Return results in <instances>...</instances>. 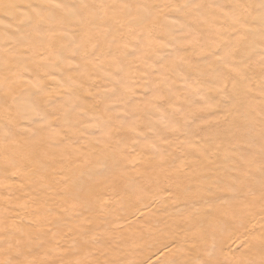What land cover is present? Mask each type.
<instances>
[{
	"label": "bare ground",
	"instance_id": "1",
	"mask_svg": "<svg viewBox=\"0 0 264 264\" xmlns=\"http://www.w3.org/2000/svg\"><path fill=\"white\" fill-rule=\"evenodd\" d=\"M32 1L34 4H29L30 0H0V43L5 41L8 46L15 45V51L6 56L5 64H0V68L4 67L0 69V264H253L258 256L259 264H264V203L260 206L258 201L264 199V180L255 173L249 175L254 163L246 160L247 156L254 153L246 155L241 148L246 142L245 138L241 139V142L244 141L242 144H238L240 147L237 145L235 150L229 148L226 153H222V166L214 161L212 150L204 155L194 153L184 165H180L181 160L172 156L159 162L152 152L155 149L165 150L175 140L172 142L170 137H165V140L160 137L158 141L151 139L149 144L153 145L148 147L144 157L140 151H131L125 141L128 137H138V140L141 136L145 140L156 125L163 126L165 123L166 127L177 126L176 120L170 122L165 118L163 123L151 118L154 122L152 126L140 128L138 125L131 130L133 128L130 125L123 126L119 122L121 117L110 115V105L113 103L125 110L130 107L132 109L128 112L139 115L137 111L142 110L139 109L140 104L134 100L128 101V98L146 92L144 88L148 87L152 90V98L145 102L148 114L151 115L157 106L160 107L156 100L161 101L165 109L175 111L187 104L189 111L181 117L184 124L193 117L190 111L193 113L205 105L195 101L192 105L185 101L182 91L191 98L197 96V91L194 86L184 90L185 86L181 84V87L177 83L192 69H197L207 80L217 78L215 95L223 94L222 90L230 86L226 80L232 76L235 82L231 86L236 89L233 94L237 96L234 95L235 101L240 103L242 98L250 97L251 92L239 89L236 82L245 76L242 63L234 68L231 66L232 70L223 75L213 74V64L229 66L230 60L236 62L250 52L259 50L260 47L253 42L261 38L259 31L264 22V5L259 3L261 0ZM86 3L88 5L84 6ZM222 4L230 7L229 15L223 12ZM72 6L77 7L83 18L69 9ZM32 7L36 12L33 16H37L36 21L26 23L21 19L29 17L24 14ZM251 10H255L256 16L247 21L245 17ZM18 11L24 12L19 14L21 21L8 27L12 19L10 17ZM31 11L29 14L32 15L34 12ZM197 11L202 14H197ZM212 14L224 16L220 18L229 25L239 27L236 30L230 27L215 30L217 26L214 24L217 22ZM171 16L176 20H169ZM68 21L83 25L82 33L90 34H84V41L74 50L70 48L71 55L65 51L61 55L60 52L65 48L57 43L56 38L59 35L60 42L64 43V40L68 43L64 31L71 27ZM239 22L244 26H240ZM93 24L99 28L101 26V29L93 28ZM51 27L55 29H52L53 34H50ZM207 32L216 33L213 44L207 42ZM176 33L183 42L173 44L176 47L172 49L176 48V52L180 50V54L166 58L163 56L165 53H175L168 49L172 41L169 42L168 38ZM198 33L203 34L202 38ZM204 39L203 46L199 45L198 42ZM261 40L263 42L264 38ZM139 44H142L140 53L136 55L133 48ZM43 45L51 49L50 55L58 54L53 64L44 70L48 77L56 76L55 79L53 77L36 88L38 96L27 89L26 93L23 90L14 93L20 75L28 78L40 70L38 60L42 56L38 51ZM87 48H90L89 51ZM26 49L30 60L25 61L20 69L21 74L16 75L12 63L22 54L24 60ZM2 53L0 61L3 59ZM205 53L218 57L214 56L210 66L198 67L195 62L191 63L193 58H200ZM74 55L78 56L82 67L77 63L78 58L74 63L79 66L70 62L60 66L62 60H72ZM152 68H158L159 79L150 76L155 72ZM60 72H63L62 76ZM120 73L123 74L120 76L122 81L142 83V87L131 92L135 83H125L131 86L127 88L124 82L118 80ZM43 75L44 80L47 75ZM114 77L118 80L115 79V82L120 83L116 82L117 85L112 86L117 88L115 92L119 98L116 96L117 100L110 101L106 95L115 93L112 88V91L109 89L115 83L112 82ZM57 79L61 82L56 83ZM99 79L107 82V86L101 87L97 82ZM252 82L254 85H264L262 79L253 78ZM23 86L25 89L27 85ZM106 89L108 91L104 92ZM208 90L210 87L207 83L200 86L201 92ZM143 93L140 95L143 96ZM260 98L264 100V92ZM31 100L38 109L34 103L31 104ZM26 102L31 105L27 103V107ZM34 110L40 113L44 122L35 128V132L29 131L33 134L21 133L24 125L22 121H17L19 116L30 111L36 113ZM106 119L115 121L109 126L104 124L103 120ZM93 125L102 129L99 138L92 139V142L97 143H92L94 146L88 148L82 142L80 147L72 148L76 141L83 140V135L95 133ZM196 133L202 135L200 131ZM184 145L182 148H185ZM101 148L105 153L101 152ZM255 152L257 154L254 157L261 159L263 164L264 148H256ZM232 155L234 163H241L239 168L244 171L242 175L231 171V163L225 157ZM106 160H110L109 170L104 169L107 167ZM170 164L173 167L164 171L165 165ZM155 167L158 173L147 179L146 175ZM133 180L137 182L136 185L129 186ZM88 190L94 194L80 196ZM32 193L34 197H31ZM100 193L102 197H98ZM64 196H67L66 201ZM72 196L77 197L74 199ZM82 199H87L89 206L95 205L97 208L93 207L90 216L80 212ZM73 200L75 203L66 205ZM17 201L19 208L14 206ZM64 220L70 223H63L60 236L55 238L54 233H49L50 227ZM45 221L50 222V225H39ZM230 225L236 226V230L234 227L235 231H223ZM91 229L100 232H90ZM77 232L85 235L83 237L89 245L83 242L84 239H78L80 234L75 235ZM45 233H49V236ZM43 238L48 240L42 243ZM40 247L47 249L44 251ZM60 249L64 250L63 253L57 252ZM19 254H23L24 258Z\"/></svg>",
	"mask_w": 264,
	"mask_h": 264
},
{
	"label": "rangeland",
	"instance_id": "2",
	"mask_svg": "<svg viewBox=\"0 0 264 264\" xmlns=\"http://www.w3.org/2000/svg\"><path fill=\"white\" fill-rule=\"evenodd\" d=\"M78 1H81V0H78ZM84 1L86 2V0H84ZM259 3L262 4V5H264L263 4L264 3V0H261V2H259ZM29 4H34V1L30 0V3ZM86 5H88V3H86L84 6H86ZM222 5H224V4H222ZM69 9H72L76 15L82 17L78 13L76 6H72ZM222 10H223V12L226 11L225 13L228 14V15H229L228 12L231 11L230 10V7H228L226 4L223 6ZM30 11L31 12H34L35 9L32 7L25 14H24L23 11H21V12L18 11L17 13L14 14L15 16H19V14H21V13L24 14V15H29V17L26 18L28 20L21 19L20 18L21 16H19V18L15 17V16H12V17H10L12 19L11 20L9 19L11 22L13 21V19L14 20L16 18L17 19L13 23H11V22L8 23L9 20H7L8 21L7 22L8 23L7 26L8 27H11V25H13V24H14L13 26H15V22L18 21V20H19L18 22H20L21 20H24V21H26V23H30L31 21L33 22L34 20L36 21L37 16L35 15V17H33L34 14H36V12H34L31 15V14H29ZM96 11H99V10H96ZM197 14H202V13H201V11H197ZM31 16H32V18H31ZM212 16L214 17V20L217 22L216 25L214 24L215 27L217 26L215 28V30L216 29L218 30L219 28L221 29V28H224V27H230L231 29L236 30L237 27H239L237 25H233V26L231 24L229 25L223 18H220V17H224V16H217L218 18L215 16V14H212ZM255 16H256L255 10H251L249 12V14L247 15V17H245V19L248 21L249 19L255 18ZM101 17L102 16H100V18ZM169 20H171V21L173 20L174 21V20H176V18H174L173 16H171V18L169 17ZM68 22H70L68 25L71 24L70 25L71 27H68L66 30H64L67 33V36H68V43H66L64 40H62V41L65 44L62 43V42H60V38H58V37H60L59 35L56 38V39H58V40H56L57 43H59L60 46H64V48H65L63 51L60 52L61 55H64L65 52L66 53L69 52V54H70V52H71L70 50L71 49L74 50L75 47H77L79 44H81V41L82 42L84 41L83 40L84 39V36H85L84 34H88L89 33V32H83L82 33V29L81 28H82L83 25H79L77 23H74L73 21H68ZM95 23H96V21H95ZM17 24H19V23H17ZM240 24H241L240 26H244L242 23H240ZM29 26H31V25H29ZM72 26H74V27H72ZM78 26H80V27H78ZM92 27L93 28L101 29V26L99 28V27L96 26V24H93ZM31 29L34 30L32 27H31ZM35 29H36V27H35ZM50 29L52 30L53 28L51 27ZM80 29H81V31H80ZM53 30H55V29H53ZM262 31L264 32V22H263V26L261 27V29L259 31L260 32V35H261V38L263 39L264 38V33H262ZM16 32L19 33V31H16ZM51 32H50V34H53L54 33V31L52 33ZM195 32H199V31L198 30H195ZM7 34H8V32H7ZM60 34H61V32H60ZM207 34L209 35V39L207 40V42L210 43V44H213V39H215V36H217V35H215L216 33L215 32H207ZM176 35H177V33L174 34L172 37L168 38L169 42H170V40L174 41L173 43L171 41L170 42L171 44L168 45V49H169L170 52H172V50H173L172 48L176 47V45L173 46V44H176V43H179V42L180 43L183 42V39L182 38L181 39H178V35L177 36ZM197 35L200 38H202V36H203V34H200V33H198ZM261 38H259L255 42H253L255 45H257L258 48L260 47L261 49L259 48V50H254L253 52H250L249 55L248 56L245 55L243 57V59H242L241 55L239 54V57H241V59L237 60L236 62H234L233 60H230V62H229V66L230 67L229 66H224V64L222 65V64H219V63H216V65L213 64V68H215V71H214L215 73H213V74H215V75H221L222 74L223 75V74L227 73L229 70H232L231 69V66L232 67L233 66L236 67L237 64L240 65V63H242L241 66H242L243 70H245V76L242 77V79L243 78H245V79L242 81V79L240 78V80L242 82L240 80H238L236 82H237V84H239L238 85V88L239 89H241L243 91L244 90H248V91L251 92V96L247 98L248 100L242 98L240 100V103L237 102V101H235V99H236L237 96L235 94H233L236 89H233L232 86H231L235 82L233 80V77L232 76L228 78V81L226 80V83H228L230 86H228V84H227V86H228L227 89L226 90H222L223 94H221V93L220 94L219 93L217 94L216 93V95H215L214 92H215V90L217 89V86H218L217 85L218 84V81L216 80L217 78L216 79L213 78V80L212 79L207 80L206 78H204V75L201 74V72H199L197 69H192L193 71H189L188 73L186 72L185 76L183 77L184 80L186 79L185 82H183V79L182 80L180 79V80H178L177 83H179V85L181 87H182V85L185 86V87H183L184 90H186V87L194 86L195 87V91H197L196 92L197 93V96L195 98L187 97L188 96L187 93L185 91H182V94L184 93L183 94L184 97L183 96L182 97L185 98V101H187L189 104H192L193 105L194 104L193 102L195 101V102L203 103L205 105H204V108H198V109H196V111H193V113L190 111V113L193 115L192 118H194V119L191 118L190 120H186V122L184 124H183V121H182V118L181 117L182 116H185V114L189 111V109L187 110V106H188L187 104L186 105H183L182 107H180L179 108L180 110L179 109H178L179 111L177 110L179 112L178 113L177 111H175L176 109H165L164 108L165 105H162L161 104V101L159 102V100H156L158 104L160 103V107L158 108V106H157V108L154 110V112H152L151 115L148 114L149 112L146 109L145 102H147L148 100H150L152 98L151 95H150L151 92H152V90H151V88H149L150 89L149 90L148 87H146V89L144 88V90H146V92H144V91L141 92V93L144 92L142 94L143 96L147 93L144 97L140 95L141 93H137L135 96H133L134 98L133 97H131L130 99L128 98V101L134 100V102H136L137 104H140L139 109H142V110L141 111H137V113L139 115H137V114L136 115H133L132 112L131 113L128 112L129 109H132L130 107L129 108L126 107L128 109L125 110L122 106H119L116 103H113L115 106L112 105V104L111 105L109 104L110 107H111V109H112L110 111L111 112L110 115L112 117L114 115L115 116H118V117H121V119H119V122L123 126L124 125H130V127L133 128L131 130L136 129V127L138 125H139L140 128H142V127L143 128H146V127L152 126V124L154 122L151 120V118L154 121L163 122V123H164L163 119H165V118L168 121H170V122H172L173 120H176L177 121V126H174L172 124L174 127L173 126L172 127H169V126L166 127L165 123H164L163 126H161V125L157 126L156 125L155 128L153 127V129H152L153 131L152 132L149 131V134L147 136L148 139H147V137H145V140H142V138L144 139V136H141V139H138V140H136L138 137H128V139L125 141L126 145L129 144V146H130V147L128 146V148L131 151L134 150V151H137V152L138 151L142 152V155L144 157L146 155V151L148 150V147H152L151 145H153L151 143L149 144L150 141L151 142H152V140H155V141L157 140L158 141V139L160 137H161L162 140H165L166 139L165 137H170V139L172 140V142H174V140H175V143H169L167 145V148H165V150L155 149L154 152H152V153H154L153 155L155 156V160L157 159L159 162H162L166 157L172 156V157H174L177 160L180 159L181 160V164L180 165H184V164H187L190 161V159H191L190 157H191V155L193 156L194 153H198V154L204 155L208 151H211L212 150L213 153H214V155H215L213 159L220 166H222V162H223V158H224L222 156V153H226L227 149H229V148H230L231 151H232L233 148L235 150L237 148V145L238 144L239 145L242 144L244 141H246V142H244L245 144L247 142H249L247 144L250 147L249 148L247 146V144L245 145L244 143H243L244 145L242 144L243 147L241 145V148L245 151V154L246 155H249V154H252V153H254V155L257 154L255 152V149L256 148H260L261 150H263V148H264V100L261 99L260 96L264 92V85H259V86L258 85H254V83L252 82L253 78H258V79L264 80V41L261 42L262 41ZM160 41H163V39H161ZM202 41H201L202 43L201 42H198L199 45H201V46H203V44L206 41V39H204ZM259 43H261V44H259ZM141 45L142 44H139V45L136 46V48L135 47L133 48V50L135 51V52L134 51L133 52L136 55H138L140 53V50L139 49L141 48L140 47ZM171 45L173 47H171ZM14 46L15 45L8 46L5 41L3 43H0V52L3 51V53H2L3 54V59H2V61H0V64L1 65L2 64H5L6 56L15 49V48L13 49ZM43 48H44L45 53H43V55H42V52H44L43 51ZM258 48H256V49H258ZM89 49L90 48H87L88 51H89ZM34 50H36V48ZM50 50H49V47L46 48V45H43L39 49V51H41V52L38 51V53H39V55L41 54L40 56H42V57H39L40 59L38 60L39 61V63H38L39 65L38 66H40L39 67L40 70L38 72L34 73V74L33 73L30 74V76L28 78L23 77V76L20 75V78L18 79L19 82L17 81V83H19V85H18V87H15L14 88V90H13L14 93H18L20 91L22 92V90H23L24 93H26L27 91H29L31 93L34 92L33 94L35 96H38V93L37 94L35 93L37 91L36 88H38L39 86H41L43 82L44 83H47V81H49V79H52L53 77L55 79L56 76H49L48 77V74L44 73L45 68L48 67V66H50V65H52L53 64L52 62H54V60H55L54 57L56 55H58L57 52H56V54L54 56L50 55L49 54ZM173 51H175V53H171V55L169 54L170 56L169 55H166V53L163 56H165V57L167 56L168 58H170L172 55H176V54L178 55V54H180V50L176 52V48ZM260 52L262 53L263 56L259 54ZM26 53H27V49L25 50V58H27L26 60H25V58L23 60V57H24L23 54L21 55L22 57L21 56L20 57L18 56L19 58H16L15 60L13 59L14 61H13L12 64L14 65L13 67H15L14 70L16 69L14 71V73L16 75L21 74L22 70H20V69L23 67V65L26 62H28L30 60V57H29L30 54L28 53L27 55H29V56L27 57ZM219 55H220V53H219ZM163 56H162V60L164 62V59H163L164 57ZM209 56L210 55H207L205 53L200 58H196V57L193 58L191 60V63L192 62H195L196 63V66H198V67L204 66V65L210 66L211 65L210 63L214 60V56L215 55L213 57H211V56L209 57ZM215 57H218V55L215 56ZM247 57H248V60H247ZM77 58H78V56L77 55H74L72 60H69V61L62 60L59 64H60V66H62V65H66L65 64L66 62H70V63H72V64H74L76 66L77 65L79 66V64H81V62H80V59L78 58V60H77ZM76 60H77V63L79 62V64H75L76 63ZM15 62H17V63H15ZM231 63H234V64L232 65ZM15 64H16V66H15ZM80 67H82V64L80 65ZM1 68H4V67H1ZM226 68H229V69L226 71ZM152 70L155 71V72H152L150 74V76L152 75V77L155 76L156 78H158L159 77L158 68L156 69L157 71L155 69H153V68H152ZM18 71H20V72H18ZM155 73H157L158 75L155 74ZM43 74L47 75V76H45L46 78L44 80L42 79L43 76H44ZM59 74H61V76H62L63 72L62 73L60 72ZM121 74L122 73H120V75H118V80L120 82H124V81H122V79L120 77V76L123 75V74L122 75ZM34 79H36V80H34ZM38 79H39V81H38ZM115 79L117 80V78L114 77V81H112V82H115ZM22 80H23V83L25 82L24 84L22 83ZM203 80H207V82L206 81H203ZM40 81H41V83H40ZM57 81L58 82H61L60 80L57 79L56 80V83H57ZM98 81H99V85H101V87L107 86V82L102 81V79L97 80V82ZM180 81H182V83ZM115 83H112V85L110 86V88H109L110 91H112V89H113L114 92L116 91L115 89H117V88L115 87V89H114L112 86H116L117 83H119V82H117L116 84ZM125 83L126 84H130V85H132L133 83H135V85H133L132 87L130 86L131 87V89H130L131 92L137 91V89H139L140 86L142 87V83H138V82H135V81L134 82H132V81H126V82H124V85H126ZM203 83H207V85H209V87H210V90L201 92L200 91V86ZM23 85H27L26 86L27 88L26 87H25V89L22 88V87H24ZM170 85H174V84H170ZM195 85H197L198 87L195 86ZM130 87H129V85L127 86V88H130ZM26 89H27V91H26ZM105 91L107 92L108 90L106 89V90H104V92ZM107 94L108 95H106V99H110V101L117 100L116 99L117 92L113 93V95H110L112 93H110V94L107 93ZM117 97L119 98V96H117ZM135 100H137L139 102H137ZM35 101H37V99ZM27 103L29 105H31V104L34 103V101L31 100V104L29 102H26L25 105L28 107L29 105ZM157 103H156V105H158ZM34 105H35V103H34ZM35 106H33V107H35ZM246 106H247V108H246ZM183 107L185 108V110H183L184 109ZM35 108L38 109L37 106ZM181 109H182V111H181ZM239 110H242V111H239ZM34 111L36 112V110H34ZM171 112L173 113V115H170ZM229 112L233 113L234 115L231 114V113H229ZM25 114H27V115H25ZM25 114L23 116L20 115L19 118H18V120H17L19 122L22 121L21 123H22V125H24V127H23L24 131L21 130L20 131L21 133H24V132L25 133H27V132L28 133L35 132V128L38 127L39 125H41L44 122V121H42V120H44L43 117L40 116V113H38V111L36 113H32L30 111V112H27ZM32 114H35V115L33 116ZM161 116H162V118H160V120H158L159 119L158 117H161ZM228 116H229V118H226ZM21 117H23V118H21ZM35 117H38V118L36 119ZM39 117L41 119H39ZM235 117H237L236 120H235ZM232 118H234V119H232ZM227 119H229V121ZM197 120H199V121H197ZM103 121L105 122L104 124H107V125L111 126L113 124L112 121H115V120L114 119L113 120L106 119V120H103ZM134 121H135V123H134ZM235 122H236V124H235ZM242 122H243V124H242ZM131 123H132V125H131ZM239 123H241V124H239ZM7 124H8V122H7ZM238 124H239V126H238ZM197 125H199V126H197ZM240 125H242V126H240ZM3 127H7V126L6 125H3ZM95 127H98V126L97 125L96 126L93 125V128L95 129V133L93 131V133L89 134V136L87 134L86 135H83V137H82L83 140L76 141L75 144H73L72 148L80 147L82 145V142L85 143L84 144L85 147L91 148L92 146H94V144H92V143H97V142H95V141L92 142L93 141L92 139H98L99 136H100L99 134L101 133V130H102V129H99L100 127H98V128H95ZM198 127H200V128H198ZM162 128H163V130H162ZM172 128H174V129L171 130ZM6 129L8 131L10 130L8 127ZM165 129H167V130H165ZM196 129H198V131H196ZM29 131H32V132H29ZM199 131L202 133V135H199L198 133H196V132H199ZM157 134H158V136H157ZM240 134H241L242 137L240 136ZM153 136H155V137H153ZM23 137L26 138V136H23ZM151 137H153L154 139L151 138ZM175 138H177V139H175ZM244 138L246 140H244ZM161 139H160V141H161ZM241 139L244 140V141L241 142ZM177 140H178V142H177ZM181 141L184 142L185 145ZM186 141H188L189 143L188 142L186 143ZM177 143H179V144H177ZM252 143H253V146L251 147ZM132 144H134L136 146H134ZM183 145H184L185 148H182ZM138 146H140V147L138 148ZM261 146L263 148H261ZM253 147H254V149L251 150V148H253ZM223 148L225 149V151H222V150H224ZM183 149H184V151H183ZM116 150H119V149H116ZM101 152L105 153V150L103 148H101ZM188 154L190 156H187ZM233 154H235V153H233ZM262 154L264 155V153H262ZM110 155H112V152H111ZM254 155L252 154L250 156H247L248 159L246 161L249 162V163L250 162L251 163H254V166H253L254 169H251L249 175L255 173L254 175H257L259 178H261L262 180H264V163L262 164L261 159H258L256 157H254ZM225 158L227 159V161H229V163H231V168L230 169H231V171L233 173H235L237 175H242L244 173V171L239 168L241 163H234V157H233V155L230 156V157H225ZM69 159L76 160V158H74V157H70ZM105 163H106L105 166H107V167L110 166V160H106ZM107 167L106 168L104 167V169L105 170H109V167L108 168ZM172 167H173V165H171V164L170 165H165L164 171L166 169H170ZM205 172H208V170L205 171ZM156 173H158V168L157 167H155L150 174H147L146 175V178L147 179H150ZM260 175H263V176H260ZM136 183L137 182L134 181V180L133 181H130L129 186L130 185H136ZM92 194H94V192L88 190L87 192L81 193L80 196H85V195H87V196L89 195L90 196ZM33 195H35V194L32 193L31 194V197H34ZM98 195H99L98 197H102L103 196L102 193H100ZM60 197H62V196H60ZM72 197L75 199L77 196H72ZM142 197L145 198L146 196H142ZM63 198L65 199V201L67 200V196H64ZM263 200H258L260 206L264 203ZM67 203L68 204H66V205H70L72 203H75V201L73 200V202L70 201V202H67ZM80 204H81L80 205V208H81V211L80 212L83 213L85 216H90L91 215V212L94 211L93 207L96 208L95 205L89 206L90 203H88V200L87 199H82V202ZM14 206L17 207V208H19L20 207L19 202L18 201L15 202L14 203ZM23 208H24V205L21 206V209H23ZM68 214H69V212H68ZM51 216H52V214H51ZM60 223H62V224H60ZM60 223L53 224L52 225L53 227L52 226L50 227L51 230L49 231V233H54L55 238H58L60 236L61 229H63V226H64L63 223L65 225H67L70 222H68L67 220H64V221H61ZM43 224L50 225V222L48 223V222L45 221V222H42L39 225H43ZM234 227H235V230H236V226H231L230 225L226 229H223V231H225V232L232 231V230L235 231L234 230ZM46 228H47V226H46ZM56 231H58V232H56ZM90 232H100V230L93 229V231H92V229H91ZM49 233H45V234L47 236H49L48 235ZM78 234H80V233L79 232L75 233V235H78ZM87 234H90V233H87ZM78 236H79V238H78L79 240L82 241V239H84L83 242L86 243L87 245H89L86 242L85 238L83 237L85 235L80 234ZM89 236L86 237L88 240H89ZM46 240H48V239L47 238H43L42 239V243H45L44 241H46ZM90 244H92V243H90ZM94 244H96V243H94ZM40 249H43L44 251H46L47 248L40 247ZM20 251H22V250H20ZM26 251H27V248H26ZM63 251H64L63 249H60L57 252L58 253H63ZM19 255L20 256H23V258H24V255L23 254H19ZM257 256H258V253H257ZM49 257L50 256H47L46 258H49ZM259 259H260V257L258 256V260L255 261L256 263L254 262L253 264H259ZM93 264H95V263L93 262Z\"/></svg>",
	"mask_w": 264,
	"mask_h": 264
}]
</instances>
